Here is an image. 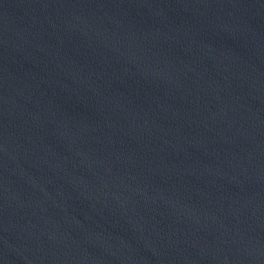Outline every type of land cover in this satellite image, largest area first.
<instances>
[{
    "label": "water",
    "instance_id": "water-1",
    "mask_svg": "<svg viewBox=\"0 0 264 264\" xmlns=\"http://www.w3.org/2000/svg\"><path fill=\"white\" fill-rule=\"evenodd\" d=\"M0 264H264V0H0Z\"/></svg>",
    "mask_w": 264,
    "mask_h": 264
}]
</instances>
